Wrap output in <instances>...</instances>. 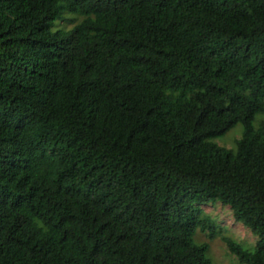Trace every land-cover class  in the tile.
<instances>
[{
  "label": "trees",
  "instance_id": "16d2710c",
  "mask_svg": "<svg viewBox=\"0 0 264 264\" xmlns=\"http://www.w3.org/2000/svg\"><path fill=\"white\" fill-rule=\"evenodd\" d=\"M218 202L264 264V0H0V264H212Z\"/></svg>",
  "mask_w": 264,
  "mask_h": 264
},
{
  "label": "rangeland",
  "instance_id": "374dc122",
  "mask_svg": "<svg viewBox=\"0 0 264 264\" xmlns=\"http://www.w3.org/2000/svg\"><path fill=\"white\" fill-rule=\"evenodd\" d=\"M81 17L79 15L65 13L62 18L57 20L56 28L71 29ZM243 125L236 124L228 130L223 136L218 137L216 141L226 147H233L236 140L241 137ZM206 213L211 215L220 227V231L216 236L211 237L209 232L196 229L195 240L198 243L208 242V257L212 264H242L238 258L230 253L222 235H230L239 241H244L250 245H255L258 236L255 235L250 228L243 223L235 220L233 212L229 205L221 202L203 206Z\"/></svg>",
  "mask_w": 264,
  "mask_h": 264
}]
</instances>
